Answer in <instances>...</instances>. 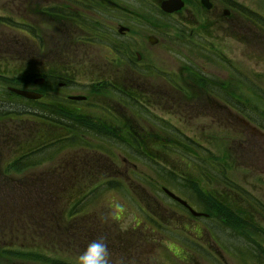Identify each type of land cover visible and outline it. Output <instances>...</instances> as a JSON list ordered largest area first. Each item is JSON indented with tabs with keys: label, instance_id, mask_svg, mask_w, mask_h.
Instances as JSON below:
<instances>
[{
	"label": "flooded vegetation",
	"instance_id": "af4514ba",
	"mask_svg": "<svg viewBox=\"0 0 264 264\" xmlns=\"http://www.w3.org/2000/svg\"><path fill=\"white\" fill-rule=\"evenodd\" d=\"M145 1L152 5L155 0ZM163 1L156 0L153 12L147 6L144 11L123 8L118 0H0V35H22V87L40 95L39 100L28 101L38 103L42 126L53 125L62 133L69 117L72 153L85 152L92 164L90 169L101 178L137 184L144 179L167 178L173 173L175 143L215 146L221 141V124L217 122L222 110L221 85L206 75L205 66L188 51L215 47L206 42L208 30L234 26L233 5L209 0L211 9L207 10L198 0L192 8L202 15L197 21L185 19V26L176 29L169 25L185 13L184 9L164 13L160 7ZM130 2L142 4V0ZM204 13H216L215 22L208 27ZM177 43L186 46L185 60L174 59ZM9 45L8 40L0 41L1 49ZM47 51L54 56L46 58ZM0 60L8 63L13 57L7 51ZM79 97L86 100L79 101ZM229 109L236 116V110ZM189 110L213 114L212 135L184 126L185 117L193 116ZM48 114L54 115V122L47 119L51 118ZM190 159L188 155L183 162L188 173L183 174L187 184L181 189L182 195L176 189L171 191L203 216H194L188 207L173 201L165 194V186H145L132 190L150 191L152 208H146L135 196L136 202L123 206L111 207L106 202L95 213L97 220H107L104 207L106 211L129 206L154 210L156 213L150 216L158 226L174 227L178 232L183 225L182 253L170 251L176 260L167 259L168 263L264 264V197L259 187L250 184L245 188L228 178L220 162L212 165L213 175L210 171L198 172ZM190 173L202 175L199 180H188ZM260 176L264 173L256 175V182L263 189ZM205 179L214 182V187L200 186ZM159 235L169 242L179 237ZM102 237L109 254L125 255L122 242L148 243L154 236ZM138 251L128 246V253Z\"/></svg>",
	"mask_w": 264,
	"mask_h": 264
},
{
	"label": "rangeland",
	"instance_id": "374dc122",
	"mask_svg": "<svg viewBox=\"0 0 264 264\" xmlns=\"http://www.w3.org/2000/svg\"><path fill=\"white\" fill-rule=\"evenodd\" d=\"M223 1H228L233 5V11H235L236 15V24L234 26L222 25L208 30L209 36L206 37V42L214 44L215 47H208L209 49L206 50H200L199 48L194 47L193 49H190L188 53L194 56L195 59L199 60L198 62L200 64H203L205 66L206 75L216 78V80L218 81V85H221L222 87L221 89L223 97H229L230 95L233 96L234 89L236 90L235 97H233V99L227 102L226 99L222 98L221 102L222 105H231L232 107L236 108L235 110L237 113L235 116L234 113H229L230 110L229 112L226 109L225 111L221 110L222 118H220V120L217 119V122L221 124V131L219 132V134H221V146H210L206 143V145L202 147H194V149L200 152L202 155V164L197 162L198 159L191 158L190 161H193L192 163L196 167L195 169H197L198 172H202V168H208V170L212 172L214 169L209 165V162H212L214 157H217L218 159H220V163L222 165L221 171L223 173L225 172V174H228V178L237 181L241 186L245 188L250 184L257 185L259 187L258 191H260V194L264 197V188L261 189V185L256 182V180L259 179L256 177V175L259 173H264V0ZM118 2L123 8L139 9L144 11L143 9H145L147 6V8L149 10H152L153 12L156 11L155 4L158 3L156 2V0L152 5L148 4L145 0H142L141 5H139L138 3H136V5L130 2V0H118ZM197 2L198 0H186V7L184 8L185 13L176 17L177 20H172V25L169 26L179 29L185 26V19L193 21L194 18V20L197 21L199 15H202L200 14L199 9L192 8V5H195ZM242 10H248V14H250L249 11H251L255 15H247V13L244 14ZM203 17L208 27L215 22L216 13L209 15H206L204 13ZM21 36L16 34L0 35V41L8 40V42H10V40L12 39L16 43V45H14L13 51H10L12 52L14 61L12 60L8 63H3V61L0 60V73L2 72L4 76L9 77L15 75L16 73L23 72L22 58H24L25 55H23L24 49H22V47L24 45H22L23 39ZM175 45L178 51L174 53V59H178L180 61H182L183 59L185 60V57L183 56V53L185 51L183 49L186 48V46L183 43H177ZM3 50H5V52L7 53L6 49H1L0 47V59L5 56ZM48 55L50 57L54 56L52 51H47L45 57L48 58ZM15 59H18L19 61H15ZM2 89L3 88L0 87V93L4 92V89ZM1 99L3 98L0 97V100ZM208 101H211L213 103L214 100L209 99ZM36 106L38 107V105ZM194 111L198 112L196 109ZM189 113H193V116L191 115L192 117H190V115H188L187 117H185V127L191 125L196 132L198 130H205L207 131L208 135L213 134L214 128L211 127L212 122L210 120V118L212 120L214 119L213 114L194 113L192 110H189ZM229 114L232 117V122L230 120L231 117H229ZM5 125H18L17 127L19 128H24L23 125H25L28 130H33L37 124L34 121L28 119L23 123V125H21L19 122L10 121L8 123L7 120H0V127ZM200 131H198V133L201 134ZM245 149H247V151H245ZM180 150L175 148L171 165L172 172L177 174L179 177H183V174L187 175L188 172L186 170V166L182 162V157H186V155L182 153L185 150ZM9 151L3 150V152L0 153V158L5 159L6 161L7 159L12 160V154ZM205 152L206 154L203 155V153ZM56 159L57 160H55V165L45 166L43 168L45 173H50L58 179L70 176L72 173L73 162L71 153L69 151L65 152ZM164 165H166V163H164ZM141 170H146V168H142ZM11 173L12 174L10 175L14 176V172ZM172 174H169L167 178H165L168 181L166 183L173 189L179 190L180 192L181 188L183 186H186L187 183L183 185V180L179 179L178 177L176 178V175L174 176ZM195 174L201 176V173ZM189 175L190 177L188 180L196 179L193 174L190 173ZM98 177L99 176H96V178L91 177L83 179L81 183H84L87 180V185L90 186L91 182L94 185H97L103 181H106V183L116 181L117 184L114 186H118V183L120 182L127 189H125L124 192H117L115 190H112L115 187L105 184L104 186L95 189L94 196L91 201L93 203H102L100 201L103 200L105 194H107L106 201L103 203V205L105 206L106 202H108L110 206L112 204L118 206H123L124 203L129 204V202L133 200L134 196L137 199H141L143 205H145L143 201L145 199L150 202L151 205L153 203L152 196L149 194L150 191L146 189L141 191L132 190L135 189L134 187L142 188L147 186L149 188L148 184H146L147 181L146 183H144L143 181L145 185H139L126 179L112 178L109 180H103L102 178ZM260 179L264 180V177L260 176ZM158 180L159 179L153 181L158 182ZM200 186L214 187V182L211 183L209 180L205 179L203 183L200 184ZM150 188H153V186H150ZM254 193L256 194L258 192L256 191ZM209 197L210 196L208 195V198ZM63 202L58 204L57 210L60 211L61 209L62 211V209L66 205V202ZM68 204H70V202H68ZM60 205L61 207H59ZM100 205L101 204L95 207L98 208L100 207ZM115 208L116 207H113V209H111L109 213L113 215L112 218H120L118 222L120 223L121 232H117V228H114L115 225L111 221L104 222V227L109 231V233L114 234L115 236L116 234H120L121 236H123L129 232H132L134 228L133 226L135 225L134 218L138 216V211L132 209L131 207H125V210L123 209L121 211L115 210ZM158 211L163 216H166V214H164V211ZM150 213L153 215L156 212L152 210ZM171 213L173 212H170L168 214ZM57 222L61 223L62 227L69 226L71 224V222ZM98 223L100 224V227L92 228L91 226L93 224L91 223V226H89V228H92V230L95 232H102L101 223ZM178 225H182V223H178L177 226ZM139 230V232L141 233L140 236H154L153 239L150 238L151 240L148 243H144V241L143 243L122 242L121 248L126 250V254H109L110 264H121V262L122 264H156V262H158V264H172L171 262H173V260L175 261L176 259L171 252L176 253V255H181L183 245L181 243L180 236L183 235V225L182 228L179 227L178 232L175 231L174 227H169L168 229L164 227H154L148 229V231H146V228L142 227ZM159 233H162V235L165 234L169 237H179L173 238V241H177L173 243V241H167V238L162 239V236L159 235ZM126 237L128 239H131L130 234H127ZM136 237L134 238L136 239ZM92 239H90L89 241H91ZM33 242L37 245H40L43 243V239ZM129 245L136 247L139 251L136 253H128ZM78 249L80 251L83 250L80 247H78ZM84 252L85 251H83V253ZM50 258L52 260L56 259L67 264H78L79 257L77 255H73L70 249H68L63 253L52 251L49 254V259ZM163 258L166 262L163 261ZM167 259H170L171 262L168 263ZM26 264L34 263L29 262Z\"/></svg>",
	"mask_w": 264,
	"mask_h": 264
},
{
	"label": "trees",
	"instance_id": "16d2710c",
	"mask_svg": "<svg viewBox=\"0 0 264 264\" xmlns=\"http://www.w3.org/2000/svg\"><path fill=\"white\" fill-rule=\"evenodd\" d=\"M18 76L7 80L6 84L22 86ZM0 97L3 98L0 100V120L23 125L28 119L37 124L33 130H28L25 125L24 128L18 125L0 127V153L10 150L12 154V160L0 158V264H67L50 260L49 254L68 249L73 253L77 243L86 242L94 234L87 219L74 220L77 215L87 212L92 203H89L90 194L84 196L87 180L81 183L85 178L58 179L43 170L45 166L55 165L58 155L73 148L69 139L70 118L67 117V128L62 133L53 125L44 132L38 107L33 105L37 103L28 105L8 93H0ZM48 116L51 118L47 119L54 122V115ZM11 172L15 177L10 175ZM76 187L77 197L83 195L84 198L71 208ZM62 202L66 205L59 211L57 206ZM57 221L71 224L62 227ZM40 239H43L40 245L33 242Z\"/></svg>",
	"mask_w": 264,
	"mask_h": 264
},
{
	"label": "clouds",
	"instance_id": "9594fccd",
	"mask_svg": "<svg viewBox=\"0 0 264 264\" xmlns=\"http://www.w3.org/2000/svg\"><path fill=\"white\" fill-rule=\"evenodd\" d=\"M78 264H110L108 245L103 239L91 242L79 256Z\"/></svg>",
	"mask_w": 264,
	"mask_h": 264
},
{
	"label": "water",
	"instance_id": "95a60500",
	"mask_svg": "<svg viewBox=\"0 0 264 264\" xmlns=\"http://www.w3.org/2000/svg\"><path fill=\"white\" fill-rule=\"evenodd\" d=\"M202 3L205 7L210 8L211 6L209 5V1L208 0H202ZM184 7V3L181 0H167L164 1L161 5V9L166 12V13H174L177 11H180L182 8ZM12 92H14L15 94L27 98V99H38L39 97L33 93L30 92H26L23 90H18V89H10ZM77 100H81L80 98H77ZM169 195H171L172 197H174L177 201L183 203L186 205L185 202H183L181 199L177 198L175 195H173L172 193H170L169 191H166Z\"/></svg>",
	"mask_w": 264,
	"mask_h": 264
}]
</instances>
